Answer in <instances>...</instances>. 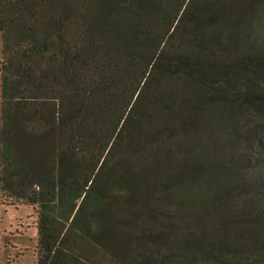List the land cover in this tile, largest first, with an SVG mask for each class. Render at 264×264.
<instances>
[{
    "label": "trees",
    "instance_id": "trees-1",
    "mask_svg": "<svg viewBox=\"0 0 264 264\" xmlns=\"http://www.w3.org/2000/svg\"><path fill=\"white\" fill-rule=\"evenodd\" d=\"M0 31L37 264H264V0H0Z\"/></svg>",
    "mask_w": 264,
    "mask_h": 264
},
{
    "label": "rangeland",
    "instance_id": "rangeland-1",
    "mask_svg": "<svg viewBox=\"0 0 264 264\" xmlns=\"http://www.w3.org/2000/svg\"><path fill=\"white\" fill-rule=\"evenodd\" d=\"M16 27L12 29V34ZM4 35L0 31V127L4 122L2 107L4 103V90L2 77L4 71L3 59ZM15 79L10 82V93L15 92ZM17 87H20L17 84ZM21 138H25V131L21 127L18 131ZM264 149V146H263ZM1 161V145H0ZM1 174V165H0ZM36 212L30 204L18 206L7 204L6 198L1 196L0 189V264H37L38 252L35 247L37 242L36 229L33 221L36 219ZM86 245V244H84ZM86 251L94 252L89 245L85 246Z\"/></svg>",
    "mask_w": 264,
    "mask_h": 264
}]
</instances>
